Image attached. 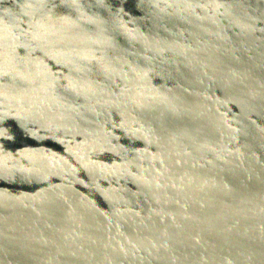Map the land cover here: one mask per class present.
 Listing matches in <instances>:
<instances>
[{
  "label": "water",
  "instance_id": "obj_1",
  "mask_svg": "<svg viewBox=\"0 0 264 264\" xmlns=\"http://www.w3.org/2000/svg\"><path fill=\"white\" fill-rule=\"evenodd\" d=\"M0 264H264V0H0Z\"/></svg>",
  "mask_w": 264,
  "mask_h": 264
}]
</instances>
